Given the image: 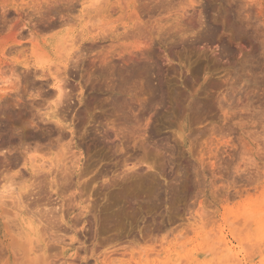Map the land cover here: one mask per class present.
Segmentation results:
<instances>
[{
    "label": "rangeland",
    "instance_id": "obj_1",
    "mask_svg": "<svg viewBox=\"0 0 264 264\" xmlns=\"http://www.w3.org/2000/svg\"><path fill=\"white\" fill-rule=\"evenodd\" d=\"M70 1L0 0V264H264V0Z\"/></svg>",
    "mask_w": 264,
    "mask_h": 264
},
{
    "label": "bare ground",
    "instance_id": "obj_2",
    "mask_svg": "<svg viewBox=\"0 0 264 264\" xmlns=\"http://www.w3.org/2000/svg\"><path fill=\"white\" fill-rule=\"evenodd\" d=\"M72 1V0H71ZM70 1V2H71ZM67 3H68V1H67ZM71 6V5H70ZM17 43V42H16ZM26 67V66H25ZM27 70V69H26ZM70 73H72L71 71H69ZM70 73H69V75H70ZM73 74V73H72ZM68 75V76H69ZM53 77H55L54 78V82H55V84H54V88L56 89V91H57V95H58V100H56V101H58L55 105H58L59 106V104L61 103V101L64 99V100H66L67 99V97L69 96V94H68V96H67V94H66V89H67V86H66V88L65 87H63L62 85H61V83L60 82H63V78H61V80H59V78L55 75V76H53ZM44 78V77H43ZM66 80H64V82H65ZM63 82V83H64ZM67 83V82H66ZM65 84V83H64ZM63 84V85H64ZM68 93V92H67ZM56 94V93H55ZM62 99V100H61ZM64 100L62 101L63 103H64ZM63 103L60 105V106H62L63 105ZM54 104V103H53ZM55 107V108H57V110H58V108L60 107ZM51 107V106H50ZM50 109H52V107L50 108ZM55 110V109H54ZM52 111V110H51ZM57 113H58V111H57ZM59 113H60V111H59ZM56 114V113H55ZM61 114V113H60ZM57 115V114H56ZM56 115H54L53 114V117L54 118H56ZM59 115V114H58ZM56 123L57 124H59V125H61V123L56 119ZM111 133V132H110ZM115 132H113L112 134H109V135H113ZM114 136H115V138L118 136L117 134H114ZM70 148V147H69ZM69 148H64V149H68V150H66L67 151V153H66V151L65 152H61L60 154H58L56 157L54 156V161H53V163H52V161L50 160V162L52 163H50V165H57V167L59 166L58 164H62V166H63V164H65L66 165V157H72L73 156V162H74V160L75 159H77V156L73 153V154H71V150L69 149ZM69 152H70V154H69ZM70 157V158H71ZM55 159H56V161H55ZM69 159V158H68ZM54 162H56V164H54ZM69 162V161H68ZM43 163H45V164H42V162H41V164L39 165V166H41V165H48V164H46V162H43ZM71 163V162H70ZM74 163H76V165H78V167H79V163L80 162H78V164H77V160L74 162ZM73 164V163H72ZM71 164V165H72ZM70 165V164H69ZM69 166V167H72V166ZM33 166V165H32ZM74 166V165H73ZM29 167V165L25 168V169H27V171H30L31 169H29L28 168ZM37 167V166H36ZM45 167V166H44ZM44 167H42L43 169H45ZM38 168H40V167H38ZM64 168V167H63ZM73 168V167H72ZM66 169V168H65ZM68 169V168H67ZM37 170V169H36ZM40 170V169H39ZM72 170H74V169H72ZM42 171V170H41ZM67 171V170H66ZM69 171V170H68ZM31 172H34V170L32 169V171ZM71 171H69V172H67L66 174L68 175V173H70ZM77 172H78V170L77 171H75V174H77ZM39 173V172H38ZM33 174V173H32ZM78 176V175H77ZM14 193H12L11 192V194L10 195H13ZM8 195V194H7ZM9 197V196H8ZM13 198H15V197H13ZM229 253H231V252H229ZM237 256H239V255H237Z\"/></svg>",
    "mask_w": 264,
    "mask_h": 264
}]
</instances>
